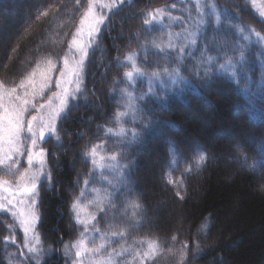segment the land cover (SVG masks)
I'll use <instances>...</instances> for the list:
<instances>
[{
	"label": "trees",
	"instance_id": "1",
	"mask_svg": "<svg viewBox=\"0 0 264 264\" xmlns=\"http://www.w3.org/2000/svg\"><path fill=\"white\" fill-rule=\"evenodd\" d=\"M185 1L128 0L112 11L90 49L84 95L59 121L61 142L45 144L51 179L44 178L40 187V264L76 260L72 246L84 227L71 215L72 205L84 195L91 198V186L96 185L92 163L84 156L106 138L107 148L119 152L124 175L110 197L102 199L95 224L100 223L101 234L111 235L110 248L120 255L117 264H127L131 256L139 263L143 254L144 264H224V257L227 264H264V18L252 0H207L196 41L183 51L172 44L164 47L153 14L177 9L181 17L190 5ZM21 3L29 22L16 20L5 39L0 26L2 88L16 87L37 67L61 61L89 0ZM12 4L13 0H0V12ZM187 16L194 19L183 20L184 26L198 21L194 13ZM174 30L181 29L168 28ZM130 56L142 68L136 82L126 76ZM172 72L179 73L178 82L164 81L163 87L156 82L147 92L152 77ZM124 86L138 97L132 109L126 106ZM213 103L215 120L202 137L203 124L189 115ZM218 122L234 125L239 133L214 142ZM119 125L126 133L117 142L107 130ZM69 147L77 159L73 168ZM221 153L239 154L240 159L229 163ZM147 158L153 159L151 175L160 177L150 179L147 172L152 195L143 191L141 182ZM161 190L184 215L180 227L175 214L166 215L167 209L158 214L159 228L152 225L151 205L166 196ZM24 241L16 218L0 211V264H36L37 254L28 252Z\"/></svg>",
	"mask_w": 264,
	"mask_h": 264
},
{
	"label": "rangeland",
	"instance_id": "2",
	"mask_svg": "<svg viewBox=\"0 0 264 264\" xmlns=\"http://www.w3.org/2000/svg\"><path fill=\"white\" fill-rule=\"evenodd\" d=\"M128 0H91V7H92V14L95 15L97 18H103L104 23L99 25V31L98 33H93L92 36H88L87 30H88V24L91 20V17L89 18V21H85L84 28L82 29V34L80 36H77V30L81 28V21L84 20V17L88 11V8L85 11V14L83 18L81 19L78 28L76 30V33L74 34L73 38L76 37L79 41V43L86 48L87 56L84 59L83 64H80L79 67V61L81 58V53L77 49L76 46L72 44V40L70 41V45L68 48V51L66 52L65 56L61 59L60 62H49L44 65H41L37 67L33 73L30 74L29 77L23 80L26 88H21L20 84L16 87H13L16 89V94L23 96L24 92L27 91L29 94H31L33 88L39 89L41 84L43 83V80L45 76H47L49 82L47 87L44 88L43 95H37L34 99H32V103L37 105V108L41 104L47 103V98L52 97L54 93H60L62 91V88H67L69 92V99L68 104L65 109V112L61 114V116L55 121L56 126V133L53 135H46L44 142L41 144V147H43L46 150V157H45V164L43 165V171L46 173V167H47V156L49 152V148L45 146L47 141H52L55 144H58L61 142L60 135H59V121L61 120L62 116L66 114L67 110L74 104H76L79 99L84 95V74H85V64L88 58V53L90 49L96 44L97 39L100 35V32L103 28V26L106 24L108 18L110 17L113 10L118 9L122 7L125 2ZM185 1V0H183ZM254 2V9L257 10L259 15L264 18V1L263 0H252ZM187 1L184 2V4ZM207 0H188V3L190 5H186L185 7V15L179 17L176 14H179V11L175 9L172 10L171 13L167 11V9L156 11L153 14L154 22L156 29L161 30V32L157 33L160 34L158 36L159 43L164 46L168 47L169 44H172L173 46H178L182 51L186 44H193L199 33L202 29L204 23V19L202 18L201 14L206 9ZM107 5L108 7L105 8L104 6ZM11 8H7L8 6H4L1 9L0 12V26L5 28L4 33V39L5 37L11 32V30H14L13 23L20 19L22 17L23 23L29 22V12L23 10L21 0H13V4L10 5ZM209 8L212 9L211 3L209 4ZM190 13H194L195 17H198V21H195L193 25L189 24L184 26L183 20L187 19L188 21H193L191 17L187 16ZM199 25V26H198ZM198 26V27H197ZM169 27H179L181 30H174L168 32ZM163 30V31H162ZM168 33V34H167ZM72 38V39H73ZM47 42H50L48 40ZM65 61H67V69L68 70H76L79 75L72 76L71 71H69V75L65 76L64 79H71L73 82L71 84H61V73L65 72ZM128 62V69L126 70V76L127 73L131 72L132 76L128 77L129 80L132 82H136L138 78H141L142 68L138 66L133 56H130L126 59ZM82 69V70H81ZM166 75L163 76V78H159L160 75H157L155 77H152L148 83L149 89L147 90L148 93L152 92L156 82L160 83V85L163 87L164 81H170L172 84L178 82L179 73H165ZM156 80V81H154ZM77 83L79 84V91H76ZM123 95L127 99V107L128 109H132L133 104L137 101L138 97L136 94L128 93L129 90L126 89V86H124ZM11 88V89H13ZM10 90V88H0V91H7ZM31 98V97H29ZM220 97L215 96V100ZM15 102V101H14ZM5 104H7V97H5ZM53 107H58V101L53 100ZM214 108V103L211 108H203L202 112L195 113L192 115H189V118L191 117L194 120L200 121L203 124V131H201L200 135L202 137L205 135V133L208 131L210 126L213 125L212 123H209V119L213 117L212 109ZM51 109H43L40 110L39 113L36 111H33L31 107H29V112L25 113V119H30V114H39L44 117H47ZM231 116L234 117V115L231 113ZM239 119H237L238 121ZM208 121V122H207ZM120 126V125H119ZM182 130L180 131V134L183 132V123H181ZM107 132L110 135H113V137L116 138V141L118 142V138H121L122 135H125L126 129L121 127L115 130L109 129ZM239 132L236 130L234 125L226 122H218L215 125V129L213 131V139H216L217 141L214 142H221L226 141L234 138ZM179 134V135H180ZM114 138V140H115ZM21 139L24 140L25 137L22 134ZM113 140V141H114ZM106 143H110L108 138L105 139L103 142H98L95 145H92L88 152L85 154L84 157H87L90 162L92 163V171L95 173V186L92 187L93 195L91 198H87L85 195L83 197H79L74 203L77 205L75 209H73V212L71 215H74V219L76 222L81 226L84 227V231H82L80 237L76 240H74L73 245H75L78 241H83L82 248L86 249L87 251H82V255L80 257H77L73 264H76V262H81V264H117L118 263V257L120 255L116 252L117 249L112 250L110 248L112 239L111 235H103L102 232L98 230L100 223H96L97 216L100 212V205L102 204V199L106 201L110 197V194L114 192V190L117 188L119 183V178L123 177L124 175V167L122 163L117 159L118 157V151H113L111 149H108L106 146ZM50 144V143H49ZM48 144V145H49ZM214 145V144H213ZM5 150L7 149V145H4ZM67 151H72L71 154V160H70V167L73 168L76 163L77 159L74 156V149L69 147L67 148ZM156 153V152H155ZM115 157V160H111ZM219 157L225 158L229 163L235 162L240 159V155L236 154L232 157L224 156V153L219 154ZM111 158V159H110ZM152 158H147L143 164V174L141 175L142 179V187L143 191L146 194L152 195V189L150 188L149 184L147 183V172L150 175V179L158 178L159 176L151 175L152 173ZM153 160V159H152ZM157 164H161L160 160H156ZM228 167V165H226ZM16 168H19L21 172H23L24 169L29 168L30 172L35 174L41 171V165L39 162H34L33 165L29 166L27 164L26 156H22L19 158L18 164L12 168L9 169L4 165H0V170H3L5 174H0V180L7 181L9 185L12 186V191L16 193L15 198L11 197L7 192L0 193V199L7 197L9 199L13 200V203H15L16 199H20L22 201L27 200V197H22L17 190V187L20 183L19 175L16 173ZM236 169V168H235ZM238 170V169H237ZM146 171V172H145ZM236 171V170H235ZM237 172V171H236ZM240 172V171H238ZM146 173V174H145ZM234 174V173H233ZM99 178V180L96 181ZM45 176L40 175L38 178V189H39V199L38 204L40 201V187L41 183L44 180ZM89 182V181H88ZM163 190V189H162ZM161 190V191H162ZM164 191V190H163ZM162 196H165V198H159L157 204H152V208L154 209L155 216L152 218L151 223L153 226L158 227L160 226L161 217H159V212H161L164 209H167V216H171L173 214L176 215V224L180 227L182 224V221L184 220V215L180 216L179 210L180 208L173 206V203L171 201V198L169 197L167 192L163 193ZM151 202V201H150ZM95 206V207H94ZM97 208V211L93 209ZM17 210H26L24 208L23 204L16 205ZM1 212H5L4 210L0 209ZM6 213L10 214V212ZM11 215V214H10ZM11 217H14L11 215ZM182 217V218H180ZM16 218V217H15ZM16 220L19 222V219L16 218ZM83 221V223H81ZM20 224V223H19ZM21 226V225H20ZM22 231L23 227L21 226ZM86 231V232H85ZM24 234V231H23ZM114 234H116L114 232ZM25 237V234H24ZM212 238V237H211ZM214 238H212L211 241ZM24 244L26 245V237ZM214 242H212V245ZM36 247L35 242H32L30 245H26V250L28 251V247ZM42 247V246H41ZM93 249H97L96 252H93ZM74 252L76 253V248L73 247ZM29 252V251H28ZM32 253V252H31ZM141 253L138 254V259ZM131 256V254H130ZM132 261L128 262L127 264H133L135 261L133 257L130 258ZM138 259L136 261H138ZM146 260V255L143 254L142 260L137 263L134 262V264H144ZM222 261V260H221ZM222 263V262H221ZM223 263L227 264L228 260L226 257H224Z\"/></svg>",
	"mask_w": 264,
	"mask_h": 264
},
{
	"label": "snow or ice",
	"instance_id": "3",
	"mask_svg": "<svg viewBox=\"0 0 264 264\" xmlns=\"http://www.w3.org/2000/svg\"><path fill=\"white\" fill-rule=\"evenodd\" d=\"M79 4V0H77ZM105 8L108 6L105 5ZM91 20L88 24L87 34L92 36L93 33H98L99 25L104 23L103 18H97L92 14L91 0H89L88 11L81 21V28L77 30V36L82 34L85 21ZM150 21L145 20V24ZM259 36V33H257ZM72 44L77 47L81 53V58L77 67L83 64L84 59L87 56V51L82 46L78 39L74 37ZM223 68V65H221ZM65 72L61 73V84H71V79H64L65 76L69 75L71 71L72 76H77L79 73L76 70L67 69V61H65ZM82 70V69H81ZM128 77L132 76V73H127ZM48 78L45 76L43 83L39 89L33 88L31 94L27 91L24 92L23 96L16 94V89H10L7 91H0V165H4L9 169L14 168L19 158L26 156L27 164L33 165L34 162H39L41 165V171L38 173H31L29 168L20 171L16 168V173L19 175L20 183L17 187L22 197H27V200L22 201L16 199L13 203L12 199L4 197L0 199V209L10 212V214L19 219L20 225L23 227V231L26 237V245H30L35 242L36 247H28V251L37 254L36 264H40L39 256L43 254V248L41 247L40 236L38 234L37 225L40 221L39 213V189H38V178L40 175H44L46 179L50 180V173L43 171V165L45 164L46 150L41 147L44 142L46 135H53L56 133L55 121L65 112L68 104L69 92L67 88H62L60 93H54L52 97L47 98L46 104H41L39 108L37 105L32 103V99L37 95H43L44 88L48 85ZM21 88H26L23 81L20 84ZM2 88V86H0ZM76 91H79V84L77 83ZM5 97H7V104H5ZM31 97V98H29ZM53 100L58 101V107H53ZM15 101V102H14ZM29 107L33 111L39 113L43 109H51L47 117L39 114H30V119H25V113L29 112ZM24 135L25 139L22 140L21 136ZM135 135V133H133ZM7 145L5 150L4 145ZM115 159V157H113ZM7 192L11 197L15 198L16 193L12 191V186L7 181L0 180V193ZM23 204L26 210H17L16 205ZM73 209L77 207L74 203ZM83 223V221H81ZM83 241H78L72 247L76 248L75 255L80 257L82 251H87L82 248ZM69 246H64V255H68ZM96 252L97 249H93ZM81 264V262H76Z\"/></svg>",
	"mask_w": 264,
	"mask_h": 264
},
{
	"label": "bare ground",
	"instance_id": "4",
	"mask_svg": "<svg viewBox=\"0 0 264 264\" xmlns=\"http://www.w3.org/2000/svg\"><path fill=\"white\" fill-rule=\"evenodd\" d=\"M211 97L215 98V95H214V94H211ZM214 120H215V118L212 117V118L209 119L208 121H209V123H212V122H214ZM208 121H207V122H208Z\"/></svg>",
	"mask_w": 264,
	"mask_h": 264
}]
</instances>
